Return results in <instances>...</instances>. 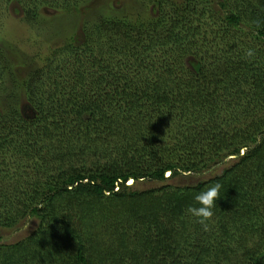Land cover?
Returning <instances> with one entry per match:
<instances>
[{
  "label": "trees",
  "instance_id": "obj_1",
  "mask_svg": "<svg viewBox=\"0 0 264 264\" xmlns=\"http://www.w3.org/2000/svg\"><path fill=\"white\" fill-rule=\"evenodd\" d=\"M49 3L78 0H26L24 18ZM119 12L19 80L1 58L0 228L30 230L0 243V264H264V0ZM217 182L206 230L186 209Z\"/></svg>",
  "mask_w": 264,
  "mask_h": 264
},
{
  "label": "rangeland",
  "instance_id": "obj_2",
  "mask_svg": "<svg viewBox=\"0 0 264 264\" xmlns=\"http://www.w3.org/2000/svg\"><path fill=\"white\" fill-rule=\"evenodd\" d=\"M132 1L78 0L75 8L69 10L56 8L49 3L40 6L39 14L35 16L34 21H30L24 18L23 13L26 0H0V53L2 54L0 61L1 58L6 60L9 72L15 77V80H19L41 65L40 56L49 55L51 48L59 46L73 37L81 41L85 37V31L91 32L92 27L99 22L101 16L116 13L120 15L119 11L122 10V7L125 8L130 5ZM131 10L135 11L137 8ZM11 84V78L4 75L0 85L9 89ZM5 90L0 88V106L8 104L3 99ZM23 90L20 86L15 90L21 98L19 101L21 115L33 118L36 109L24 97H21ZM221 167L222 164H219L197 174L176 175L169 178L168 182L175 186L194 183L199 179L208 177L214 171H219ZM1 181L6 182L7 180ZM160 183V181L153 179H143L138 182L137 186L139 188L158 187ZM29 230V222H24L17 227L0 228V243L12 242L21 238ZM104 247L105 244L102 243L101 249Z\"/></svg>",
  "mask_w": 264,
  "mask_h": 264
},
{
  "label": "clouds",
  "instance_id": "obj_3",
  "mask_svg": "<svg viewBox=\"0 0 264 264\" xmlns=\"http://www.w3.org/2000/svg\"><path fill=\"white\" fill-rule=\"evenodd\" d=\"M246 55L251 57L253 55V50L248 49ZM168 176L169 171H166ZM133 180L130 178L127 183H132ZM222 185L217 182L196 193L193 197L196 202L194 205H189L186 212L193 218H196L197 222L200 223L206 230L208 228V222L213 216V209L216 207V201L219 198L220 190Z\"/></svg>",
  "mask_w": 264,
  "mask_h": 264
}]
</instances>
